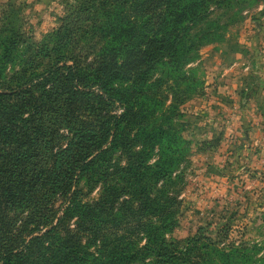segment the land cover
<instances>
[{
    "label": "trees",
    "instance_id": "1",
    "mask_svg": "<svg viewBox=\"0 0 264 264\" xmlns=\"http://www.w3.org/2000/svg\"><path fill=\"white\" fill-rule=\"evenodd\" d=\"M261 1L73 0L40 40L4 4L0 264H264L229 223L168 238L191 161L172 81L194 87L199 25Z\"/></svg>",
    "mask_w": 264,
    "mask_h": 264
},
{
    "label": "rangeland",
    "instance_id": "2",
    "mask_svg": "<svg viewBox=\"0 0 264 264\" xmlns=\"http://www.w3.org/2000/svg\"><path fill=\"white\" fill-rule=\"evenodd\" d=\"M11 1L22 7L19 24L40 40L61 22L73 0H4L0 19L2 7ZM252 7L233 3L199 25L193 32V59L186 66L194 87L188 90V82L172 81L169 104L176 98V123L181 118L183 133L191 140V161L178 187L179 221L169 239H185L201 230L216 237L229 223L232 232L225 243L264 245V104L260 109L244 96L251 93V83L256 91L263 81L246 60L230 54L246 50L241 38L252 41L258 34ZM253 44L248 47L252 61L257 47L263 53L264 41ZM230 96L238 98L232 107ZM89 196L98 197V189Z\"/></svg>",
    "mask_w": 264,
    "mask_h": 264
},
{
    "label": "crops",
    "instance_id": "3",
    "mask_svg": "<svg viewBox=\"0 0 264 264\" xmlns=\"http://www.w3.org/2000/svg\"><path fill=\"white\" fill-rule=\"evenodd\" d=\"M4 0H0V2L2 3ZM251 12L256 14L255 17L257 16V18L253 19V23L257 26L258 29V34L257 36H255V38L252 41H246L244 42V40L241 38L240 43L246 46H253V43H259L260 41H264V0H262L261 2H259L258 4H256L255 6L252 7ZM257 22H260L261 28H258L259 24ZM257 23V24H256ZM262 33V35H261ZM246 48L244 50H237L235 52H231L230 54L232 56H234L237 59H244L245 62L249 63L250 65V69L252 68V72L251 73H255L256 75L260 74L261 77H259V80L263 81L260 83H258V88L256 89V91H254V83H251L250 88L248 90H251V93L249 92L248 94H245V102L246 103H251L253 102V104H255L257 107H259L261 109V107L259 105H263L264 102L261 101V99H264V91L262 94V90L264 89V51L263 53L259 51V48L257 47V53L256 56H254V58H256V60L252 61L250 60V48ZM256 47V46H255ZM226 54L223 53V56H225ZM248 60V61H247ZM243 61V60H242ZM259 82V81H258ZM231 97V96H230ZM227 97L229 99V106L232 107V105H234V103L236 104L238 102V98L236 97ZM226 98V99H227ZM243 102L244 100L242 98H240ZM241 101V102H242ZM264 113V112H263ZM245 122V121H243Z\"/></svg>",
    "mask_w": 264,
    "mask_h": 264
}]
</instances>
